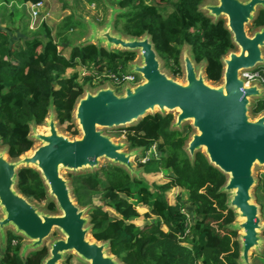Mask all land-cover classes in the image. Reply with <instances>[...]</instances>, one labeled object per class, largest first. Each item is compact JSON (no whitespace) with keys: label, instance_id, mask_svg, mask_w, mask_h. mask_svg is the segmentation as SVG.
I'll use <instances>...</instances> for the list:
<instances>
[{"label":"trees","instance_id":"1","mask_svg":"<svg viewBox=\"0 0 264 264\" xmlns=\"http://www.w3.org/2000/svg\"><path fill=\"white\" fill-rule=\"evenodd\" d=\"M19 1L31 4L42 0ZM154 1L115 0L114 32L124 37L148 35L157 55L171 61L174 77L181 75L180 54L187 45L195 64H205L206 79L219 82L221 58L235 49L225 21L205 16L199 10L204 0ZM167 8L170 12L164 15ZM81 25L75 12L70 11L56 24L54 34L44 21L34 31L27 26H22L20 32L0 28V143L10 159L32 148L30 126H42L50 109L59 125L66 124L68 131L73 129L72 134H77L72 112L84 86L75 75L66 77L67 70L80 65L87 70L94 67L118 72L134 61L135 52L80 42L82 30L65 56L64 44L70 41L66 33ZM251 26L253 30L264 26V8L258 10ZM256 70L264 88V66ZM83 82L91 86L90 75L84 74ZM262 112L264 93L251 108L253 116ZM172 122V114L154 113L127 128V147L140 150L139 160L146 158L153 146L162 154H150L144 162L138 160L136 168L142 176H131L123 167L110 163L70 175L75 202L89 210V233L98 242H108L110 254L122 264H239L238 234L231 228L236 216L227 206L228 194L220 191L226 176L210 165L200 151L191 159L184 150L191 127L171 128ZM162 169L169 170L166 182L146 180ZM15 187L30 202L47 201L46 212H57L33 168L17 171ZM174 188L179 189L178 195L170 203L165 193ZM260 188L257 185V190ZM96 197L101 205L94 204ZM256 199L261 200L260 196ZM138 206L147 211L140 214ZM259 206L261 212L264 204ZM142 217L151 221L136 225L134 222ZM21 241L22 236L6 231L0 264L43 263L48 248L43 246L22 257Z\"/></svg>","mask_w":264,"mask_h":264},{"label":"water","instance_id":"2","mask_svg":"<svg viewBox=\"0 0 264 264\" xmlns=\"http://www.w3.org/2000/svg\"><path fill=\"white\" fill-rule=\"evenodd\" d=\"M263 8L264 0H206L199 6L213 21L225 19V28L235 45L221 58L222 73L217 83L206 79L205 64H195L187 45L180 54L184 75L180 82L161 70L148 35L124 37L114 32L113 17L101 28L87 21L91 34L83 43L138 53V61L128 64V72L136 74L139 81L123 85L121 93H116L108 83L94 90L84 87L72 112V122L80 132L77 138L59 131L55 113L50 109L43 130L30 126L29 138L38 145L32 146L29 154L8 159L6 149L0 150L2 250L6 228L11 227L14 234L30 241L22 246V257L27 251L42 248L44 240L56 230L62 237L50 243L42 264H58L68 252H74L86 264H122L110 254L108 242L87 237L90 226L84 214L88 208L77 205L69 181L60 172L94 171L100 168L101 160H106L139 177L141 170L134 167L133 159L140 150L126 151V142L114 140L103 129L134 125L148 114L175 111L171 128L181 129L190 122L194 130L184 146L188 156L192 159L200 151L210 165L226 176L220 191L228 194L227 206L241 219L231 225L241 232L238 263L251 264L250 252L259 250L264 240L260 235L264 230L260 207L251 194L256 183L255 170L264 171V112L253 116L251 108L263 96L264 88L257 83L245 85L240 74L264 65V26L251 34L246 30ZM111 9L112 14L116 12ZM25 167L39 173L57 212L38 210L16 190L17 171Z\"/></svg>","mask_w":264,"mask_h":264},{"label":"rangeland","instance_id":"3","mask_svg":"<svg viewBox=\"0 0 264 264\" xmlns=\"http://www.w3.org/2000/svg\"><path fill=\"white\" fill-rule=\"evenodd\" d=\"M11 1V2H10ZM115 0H42L43 2V7L37 17L35 26H39L41 21H44L47 23V25L53 30V34L55 32V26L57 23H59V21L61 20L62 17H64L66 14H68L70 11H74L76 14V18L82 23L81 27H79L78 29H75L72 32L66 33V37L70 40L69 43H65L64 44V51L63 54L65 56H68L69 54V50H70V45L71 43H75L77 41V39L80 36V31L82 33V35L84 36L80 42L84 41L87 37H89V35L91 34V30L87 24V21H90L94 24H96L99 28L103 27L104 24H106L112 17H113V22L114 19L116 17V12H114L113 14L112 9L116 7V5L114 4ZM206 0H204L205 2ZM11 5V10L15 8V12H17L20 15L19 20H16L17 24H18V28L16 29L17 32H20V29L22 26H27L29 31H34L37 30V27H35L34 29H30V15H29V11H28V7L24 8V10L20 11V9L17 7L19 6L20 1L19 0H8L7 4ZM113 3V5H112ZM155 4L160 3L158 0L154 1ZM113 7H111V6ZM6 6H0V20H4L7 19V17L10 16L9 14V10ZM117 8V7H116ZM170 12V8H167L166 11H163L162 13L164 15H166L167 13ZM14 16L13 14L11 15V17ZM223 18V17H222ZM224 19V18H223ZM8 20V19H7ZM225 20V19H224ZM252 22H250L247 26H246V30L248 31L249 34H251L253 32V27L251 26ZM12 26V24H11ZM83 26V27H82ZM83 28V29H82ZM184 49V47L182 48ZM110 50L112 51H117L119 49L117 48H110ZM138 53L136 52V57L134 59V61H138ZM159 57V61L161 64V70L165 73H167L170 77H174L171 71V67H172V63L171 61L168 62L165 59H162L160 56ZM133 61V62H134ZM264 66V65H263ZM258 67H262V66H258ZM256 67V68H258ZM181 68V75L174 77L177 81L183 82L184 81V75H183V70L182 67L180 65ZM129 69V67H128ZM86 71V68L78 65L75 69H69L67 70L65 76L66 77H70L75 75L76 76V81L80 84H82L84 87L89 86V85H84L83 83V73ZM109 85L114 89V91L116 93H121L123 91V86H116L113 85L111 83H109ZM91 90L96 89L98 86L97 85H91L89 86ZM172 115H175V111L172 112ZM74 124V130L77 131L76 135L72 134V130L68 131L66 128V124L64 125H59L58 124V129L61 133L69 136L70 138H77L80 136V132L75 124ZM190 124V122H187L186 125L188 126ZM132 125H127L125 127H118V128H112V129H103L104 133L107 135H110L114 140L116 141H122V142H126L125 141V134L127 132V128L131 127ZM44 126H38L39 130H43ZM185 132H188L189 130H187V128L184 130ZM194 130L192 129L191 131H189V133H192ZM38 145L37 141H34L33 144V148L36 147ZM3 149V146L0 143V150ZM126 151H129V149L126 147L125 148ZM27 154H29V152H27ZM150 154L152 155H156V156H162V154H158V152L154 149V146L151 148L150 152L147 153V156H150ZM141 156V153H139L134 159V167L136 168L138 160ZM7 158L10 159L7 155ZM108 162L106 160H101L99 162V167H102L104 165H107ZM80 172H85V171H78V172H70L68 170H62L60 173L61 175L67 180H70V175L71 174H76V173H80ZM168 173L169 170L166 169H162L160 171V173L157 176H148L146 178V180L149 183H153V182H157L158 184H163L164 182H166L167 178H168ZM142 176V174H140ZM254 177L256 179V183L255 185L252 187L251 189V194H252V198H253V202L256 203L258 206L259 205H263L264 204V171L263 169L257 168L255 170L254 173ZM257 185L261 186L260 189L257 190ZM179 189L174 188V189H170L169 191H167L165 193L168 201L170 203L174 202V198L176 197V194L178 193ZM181 194H183L181 192ZM71 195L73 197V194L71 192ZM178 195V194H177ZM256 196H260V201H258L256 199ZM74 199V197H73ZM94 204L95 205H101L99 199L96 197L94 200ZM38 210L40 211H45V206L47 204V201H42V202H36V201H32L31 202ZM260 207V206H259ZM137 211L140 214H144L147 211L146 207H142V206H138L136 207ZM260 211V208H259ZM88 213L89 210L87 209L85 211L84 216L86 218H88ZM1 215V213H0ZM259 217H260V223L261 225L264 226V206H263V210L259 213ZM154 219V218H152ZM146 221H151V220H145L143 217L136 220L134 223L136 225L141 226L142 224H144ZM241 219L240 218H235V222H240ZM12 231V228H6L5 229ZM5 231V234H6ZM241 232L238 230L237 234L239 236ZM260 235L262 236V233L260 231ZM6 236V235H5ZM62 234L59 233L58 231H54L47 239L44 240L42 246H45L47 248H49L50 243L57 238H61ZM90 240H94L92 238V236L90 235V233L87 236ZM263 237V236H262ZM264 239V237H263ZM22 246L29 243L30 241L27 238L22 237ZM262 246L259 250H252L250 252V262L251 264H264V257H263V248H264V240L261 243ZM2 243H0V255L2 254ZM29 252V251H27ZM26 252V253H27ZM25 253V254H26ZM58 264H86L85 262H83L81 259H79L74 252H68L66 254H64L63 259L61 261H59Z\"/></svg>","mask_w":264,"mask_h":264},{"label":"built area","instance_id":"4","mask_svg":"<svg viewBox=\"0 0 264 264\" xmlns=\"http://www.w3.org/2000/svg\"><path fill=\"white\" fill-rule=\"evenodd\" d=\"M29 15H30V29H34L37 17L43 7V2L38 1L36 3H28L27 4ZM88 74L91 77V82L93 85L104 86L105 84H113L116 86L123 85H135L139 81V77L136 74L128 72V66L121 71L111 72L106 68H94L92 67L90 70H87L83 73ZM241 77L245 80V85L250 83H257L259 86L263 87V78L260 75L259 71L256 69L250 71H244L241 74ZM148 157V156H147ZM140 159L139 161L144 162L146 159Z\"/></svg>","mask_w":264,"mask_h":264},{"label":"crops","instance_id":"5","mask_svg":"<svg viewBox=\"0 0 264 264\" xmlns=\"http://www.w3.org/2000/svg\"><path fill=\"white\" fill-rule=\"evenodd\" d=\"M7 1L8 0H0V6H6L9 9L11 7V5L9 3L7 4ZM27 4L28 3L19 4V6H17V7L20 9V11H22V10H24V8L27 7ZM0 12H2V11H0ZM9 14H10V16L7 17L8 20L7 19L0 20V28L5 29V30H10V29L16 30L18 28V24L16 23L17 22L16 20H19L20 15L17 12H15V8L12 10L10 8ZM12 14L14 16L11 17ZM11 24H12V26H11ZM16 32H17V30H16Z\"/></svg>","mask_w":264,"mask_h":264},{"label":"flooded vegetation","instance_id":"6","mask_svg":"<svg viewBox=\"0 0 264 264\" xmlns=\"http://www.w3.org/2000/svg\"><path fill=\"white\" fill-rule=\"evenodd\" d=\"M204 2V1H203Z\"/></svg>","mask_w":264,"mask_h":264}]
</instances>
